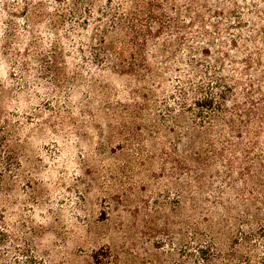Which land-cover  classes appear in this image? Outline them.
<instances>
[{"label": "rangeland", "instance_id": "obj_1", "mask_svg": "<svg viewBox=\"0 0 264 264\" xmlns=\"http://www.w3.org/2000/svg\"><path fill=\"white\" fill-rule=\"evenodd\" d=\"M263 100L264 0H0V264H264Z\"/></svg>", "mask_w": 264, "mask_h": 264}, {"label": "trees", "instance_id": "obj_2", "mask_svg": "<svg viewBox=\"0 0 264 264\" xmlns=\"http://www.w3.org/2000/svg\"><path fill=\"white\" fill-rule=\"evenodd\" d=\"M138 33L136 32V34H135V37L137 38L138 37ZM208 101V100H207ZM210 102V101H209ZM258 108L260 109V110H263V112H264V100L262 101V102H259V106H258ZM263 116V115H262ZM260 120V119H259ZM228 127H230V126H228ZM221 133V132H220ZM237 137H239L240 138V136H237ZM196 181H197V184H201V179H199V178H196L195 179ZM220 205H222V208H223V210L225 211V212H227L228 210H229V207L228 206H224V204H222V203H220Z\"/></svg>", "mask_w": 264, "mask_h": 264}]
</instances>
